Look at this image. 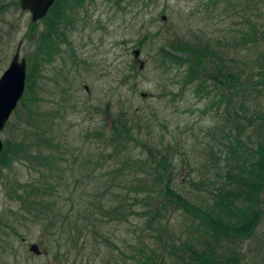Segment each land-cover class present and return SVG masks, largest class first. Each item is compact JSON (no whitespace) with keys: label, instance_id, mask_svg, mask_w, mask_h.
Returning <instances> with one entry per match:
<instances>
[{"label":"rangeland","instance_id":"1","mask_svg":"<svg viewBox=\"0 0 264 264\" xmlns=\"http://www.w3.org/2000/svg\"><path fill=\"white\" fill-rule=\"evenodd\" d=\"M63 1L72 7L56 35L60 52L39 58L37 67L39 38ZM50 10L33 21L21 0H0V77L19 43L27 60L24 94L0 131L4 148L21 142L27 155L0 163V264L179 262L180 252L166 243L195 242L204 233L183 209L157 198L156 161L167 157L177 191L208 208L223 180L217 174L229 169L233 120L242 123L247 145H256L264 0H60ZM175 37L217 47L223 76L210 64L184 88V69L163 61ZM230 71L236 88L228 86ZM116 117L133 128L127 144L112 140ZM256 207L254 234L224 242L222 260L236 252L241 264H264V192ZM204 246L202 239L197 248Z\"/></svg>","mask_w":264,"mask_h":264},{"label":"trees","instance_id":"2","mask_svg":"<svg viewBox=\"0 0 264 264\" xmlns=\"http://www.w3.org/2000/svg\"><path fill=\"white\" fill-rule=\"evenodd\" d=\"M63 2H61L62 9L57 10L58 13L53 14L54 17L48 24V30L44 31L41 38H39L41 39L39 45V52L41 54L36 55L35 64L37 67L40 65L39 58L50 61L54 59L55 54L60 52L56 35L59 36L61 34L60 25L63 24L62 19L69 20L70 13L67 12L72 7L68 1V5ZM58 3H60V0H57L54 5H58ZM163 50V61L167 66L176 64L179 69H184L181 80L184 88L193 85L203 72L208 74L210 72L208 70L210 64H215L217 69H219L217 70L218 76L225 72V66L222 65L223 62H218V59H222V54L211 43L188 41L175 37L169 39ZM218 64L220 66H217ZM29 75L33 76L35 74L30 71ZM228 75L234 79L233 83L228 84V86L236 88L239 84L237 74L230 71ZM215 78L219 83L224 84L217 75ZM260 81L264 82V73ZM28 84L32 86V83ZM198 90H200V85ZM32 98L35 99V97ZM35 113H38V110L32 108L29 115H27L32 124L36 122ZM121 119L120 117H116L112 121V140L124 138L123 143L127 144V136L129 138L134 134L133 128ZM232 125L235 133L234 142L228 148L230 152L227 158L229 169L224 176L220 173L217 174L218 177H223V180L218 181L219 185L217 192L214 194V203L208 208L199 206L177 191L173 185L172 171L167 166V157L164 156L158 162L155 160L162 167V169L155 168L153 171L156 176L153 184L158 193L157 198L164 199L165 203L173 204L175 209H183L190 216L191 220L196 222L197 229L200 228L204 233L203 237L199 240L196 239L195 242L187 240H183L181 244L167 242L165 249L169 246L171 253L178 251L181 257L179 262H172L171 264H241V256L236 252L229 256L227 255L222 260L218 248L223 246L224 242L236 243L250 238L259 224L261 210L257 209L256 205H258L260 196L264 192V114H262V122L254 130L255 135L257 134V142L253 147L248 146L243 140L244 127L242 123L235 119ZM228 135L227 132L224 133V136L228 137ZM120 145L118 143V146ZM24 152L23 143L8 142L5 144V148L0 156V163L9 165L20 154L27 156ZM215 154L217 153L215 152ZM216 158L220 159V155H217ZM229 180L234 185H228ZM155 181H159V184H156ZM150 189L155 191L154 188ZM202 239L205 246L200 250L197 246ZM151 255L152 253L149 254L148 258ZM187 255L189 259H186ZM143 262H146V264L147 262L163 264V262H151L150 259Z\"/></svg>","mask_w":264,"mask_h":264},{"label":"water","instance_id":"3","mask_svg":"<svg viewBox=\"0 0 264 264\" xmlns=\"http://www.w3.org/2000/svg\"><path fill=\"white\" fill-rule=\"evenodd\" d=\"M56 0H21V7L29 10L33 21H37L46 16ZM165 19V16H163ZM21 43H19L15 55L0 77V131H2L18 102L22 98L27 80V60L21 56ZM135 58L140 55V50H134ZM140 68H143L144 61L139 60ZM88 88V86H87ZM4 149V143L0 138V155ZM30 249L37 254L42 251L38 243H33Z\"/></svg>","mask_w":264,"mask_h":264}]
</instances>
